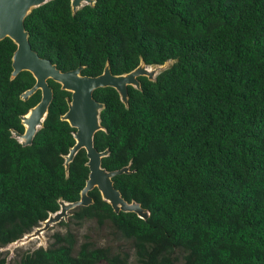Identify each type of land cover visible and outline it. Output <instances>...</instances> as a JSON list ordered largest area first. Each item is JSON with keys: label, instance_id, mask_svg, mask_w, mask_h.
<instances>
[{"label": "trees", "instance_id": "16d2710c", "mask_svg": "<svg viewBox=\"0 0 264 264\" xmlns=\"http://www.w3.org/2000/svg\"><path fill=\"white\" fill-rule=\"evenodd\" d=\"M25 26L32 48L63 72L172 65L155 81L140 77L141 90L129 87V107L114 88L94 92L105 105L95 135V147L110 152L103 167L130 166L115 186L150 218L115 213L97 188L93 205L72 212L78 223L110 224L133 243L136 262L68 231L19 260L0 254V264H264V0H96L76 14L72 0H51ZM16 50L0 41V249L60 211L61 200L79 201L90 175L85 150L67 173L71 93L53 80L33 144L14 137L42 98L22 100L36 79L12 77Z\"/></svg>", "mask_w": 264, "mask_h": 264}, {"label": "water", "instance_id": "95a60500", "mask_svg": "<svg viewBox=\"0 0 264 264\" xmlns=\"http://www.w3.org/2000/svg\"><path fill=\"white\" fill-rule=\"evenodd\" d=\"M49 1L51 0H0V41L10 38L17 45L13 57L12 77L15 79L20 73L28 71L36 79L34 87L25 92L21 98L23 101H28L38 91L42 94L41 101L22 117L25 132L14 131V137L24 147L33 144L35 136L44 127L49 108L54 100V88L50 85V80H53L61 85L62 90L71 93V97L67 98L68 111L62 116V120L75 129L76 143L65 157L67 173L77 154L85 150L90 175L79 201L68 203L61 200L60 211L50 214L40 227L11 244L16 248L35 239L45 243V234L62 221L67 222L75 209L94 204V199L89 193L96 188L101 193L102 199L112 206L115 213H135L143 220L150 218L149 210L143 208L136 200L127 201L115 186L114 178L130 174V166L114 171L103 167V159L108 157L110 152L108 150L101 152L95 147V135L105 130L101 122V113L105 105L95 99L94 92L100 88H114L119 93L121 101L129 107V87L141 90L140 77L155 81L160 73L169 68L170 62L164 65L148 66L142 61L134 71L123 75L113 74L110 64H107L104 72L98 76L84 75V66L63 72L52 59L41 57L32 48L30 33L25 26V20L32 11ZM95 3L96 0H72L73 13L76 14L83 7L93 6Z\"/></svg>", "mask_w": 264, "mask_h": 264}, {"label": "rangeland", "instance_id": "374dc122", "mask_svg": "<svg viewBox=\"0 0 264 264\" xmlns=\"http://www.w3.org/2000/svg\"><path fill=\"white\" fill-rule=\"evenodd\" d=\"M172 63H168L170 67ZM73 215L66 222L67 225H55L51 230L45 234V243L41 240L35 239L32 242L20 246L18 248L9 245L6 248L0 249V254L6 256L8 262L19 260L24 254L33 252L41 246L48 248L55 241V234H66L68 231L74 233L78 239L79 244L84 242L87 238L99 247H109L113 253L128 255L132 263L136 261V254L133 243L124 238L120 233L114 230L110 224L99 226L95 221H86L78 223L74 220ZM181 259V256H179ZM101 264H108L102 262Z\"/></svg>", "mask_w": 264, "mask_h": 264}]
</instances>
